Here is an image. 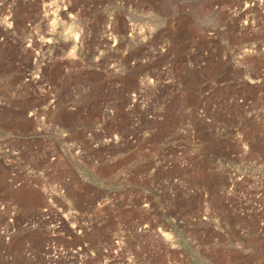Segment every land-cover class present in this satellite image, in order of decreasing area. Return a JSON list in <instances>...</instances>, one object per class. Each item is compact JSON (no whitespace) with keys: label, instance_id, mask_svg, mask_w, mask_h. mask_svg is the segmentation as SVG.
<instances>
[{"label":"rangeland","instance_id":"obj_1","mask_svg":"<svg viewBox=\"0 0 264 264\" xmlns=\"http://www.w3.org/2000/svg\"><path fill=\"white\" fill-rule=\"evenodd\" d=\"M0 264H264V0H0Z\"/></svg>","mask_w":264,"mask_h":264}]
</instances>
